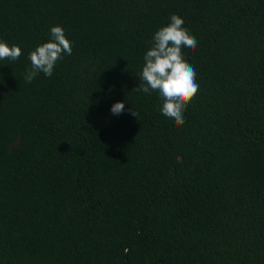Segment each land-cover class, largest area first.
<instances>
[{"label":"trees","instance_id":"obj_1","mask_svg":"<svg viewBox=\"0 0 264 264\" xmlns=\"http://www.w3.org/2000/svg\"><path fill=\"white\" fill-rule=\"evenodd\" d=\"M172 14L180 126L134 89ZM55 25L72 53L28 83ZM0 39V264H264V0H0Z\"/></svg>","mask_w":264,"mask_h":264},{"label":"clouds","instance_id":"obj_2","mask_svg":"<svg viewBox=\"0 0 264 264\" xmlns=\"http://www.w3.org/2000/svg\"><path fill=\"white\" fill-rule=\"evenodd\" d=\"M170 22L159 28L153 36L152 46L144 55V64L138 74L140 84L134 88L149 94L158 92L163 103L161 113L182 125L188 104L198 94L199 84L195 68L184 58V49L195 50L198 42L184 27V20L178 14L170 16ZM72 44L65 29L55 25L50 29V39L32 50L28 59L30 68L25 73V81L31 83L40 73L51 77L55 65L65 54L71 55ZM23 55L19 45H9L0 39V61H16ZM125 110V102L114 103L110 111L119 115ZM131 114L138 117L135 109Z\"/></svg>","mask_w":264,"mask_h":264}]
</instances>
